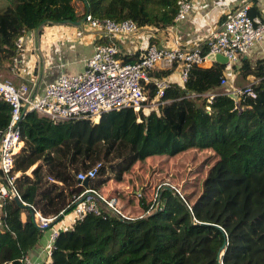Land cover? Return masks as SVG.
<instances>
[{"label": "trees", "instance_id": "16d2710c", "mask_svg": "<svg viewBox=\"0 0 264 264\" xmlns=\"http://www.w3.org/2000/svg\"><path fill=\"white\" fill-rule=\"evenodd\" d=\"M85 1L87 6L83 0H0V69L11 70L22 54L18 39L36 29L40 36L46 27L77 23L89 11L95 18L130 19L139 28L163 31L174 25L180 0ZM248 3L249 17H262L258 0ZM240 62L233 71L250 81L253 96L234 100L221 92V79L229 80L226 65L213 63L192 66L181 86L171 83L158 115L124 109L95 124L24 113L23 145L14 156L22 201L60 222L62 212H72V198L93 189L118 212L97 199L98 214L87 213L58 232L49 264H264V59L254 67L246 59ZM176 66L153 75L167 78ZM148 89L152 101L155 91ZM10 113L0 98V131ZM179 157L206 167L195 199L174 188L171 179L163 182L169 189L153 190L150 197L148 186L132 181L125 186L134 169L144 175L146 163L165 167ZM97 165L95 177L80 184L77 175ZM2 213L0 264H20L40 246L44 231L31 210L14 200L5 201Z\"/></svg>", "mask_w": 264, "mask_h": 264}, {"label": "built area", "instance_id": "2783aa9c", "mask_svg": "<svg viewBox=\"0 0 264 264\" xmlns=\"http://www.w3.org/2000/svg\"><path fill=\"white\" fill-rule=\"evenodd\" d=\"M178 6L174 23L186 19L194 9L192 0H180ZM249 6L248 1H245L235 10L223 15L220 28L208 33L199 45L186 47L175 41L173 49L163 50L150 44L135 61L129 62L123 60L122 51L114 39L135 37L142 28L130 19L115 21L95 18L88 12L82 26L76 28V36L93 33L99 35L102 42L94 45L93 55L85 61L82 73L59 76L46 85L41 95L35 91V83L31 88L25 84L16 88L12 82L0 76V98L11 108L9 124L5 131H0V224L5 201L15 198L31 210L38 229L51 230L50 241L60 231L54 226L67 216L72 215L74 223L87 213L98 214L95 198L103 201L117 214L112 204L104 201L93 189H85L74 196L69 204L72 212L67 216L62 212L63 219L60 222H57V217H43L33 206L22 201L15 187L19 173L14 172V156L23 145L19 123L24 113L33 111L54 122L87 120L95 124L102 115L124 109H132L135 113L141 111L145 116L151 112L158 115L159 109L164 105L161 98L171 83L166 78L154 76L156 71L170 70L176 64L179 83L183 84L192 66H211L213 63L208 56L213 54L227 58L225 75L233 76V69L239 64L241 57L264 38V17H249ZM23 43L24 37H20L16 46L22 49ZM201 46L207 48L206 53H202ZM16 60L17 58L14 63ZM227 84V78H222L220 86L225 88ZM148 87L155 91L152 101H149ZM228 94L236 99L242 95H254L250 85ZM99 166L87 173H79L76 177L79 183L94 178ZM49 181L54 182L50 178ZM51 247L52 245L46 249L47 255H50ZM18 262L35 264L28 255L22 256Z\"/></svg>", "mask_w": 264, "mask_h": 264}, {"label": "crops", "instance_id": "0c3cea01", "mask_svg": "<svg viewBox=\"0 0 264 264\" xmlns=\"http://www.w3.org/2000/svg\"><path fill=\"white\" fill-rule=\"evenodd\" d=\"M245 1L248 0H192L194 9L186 19L174 23L163 31L142 28L135 37H118L114 42L121 49L123 56L136 55V58L150 46L151 38L155 41L152 45L163 50L173 49L175 41L182 46L193 47L201 44L208 33L220 28L223 15L235 10ZM257 6L260 16L264 17V0H258ZM76 28L70 25L46 27L38 38L37 48L34 46V33L26 34L22 54L11 67L10 78L13 82H20L17 87L22 85V81H27L31 87L35 83V91L41 95L46 85L57 80L59 76L82 73L85 61L93 55L94 45L101 43L102 39L99 40V35L93 33L77 37ZM242 58L248 60L250 64L264 59V38ZM231 78H236L235 72L229 77L228 84L232 82ZM166 79L170 83L183 85L179 83L176 71ZM72 219L73 216L69 215L54 228L69 229L73 225ZM50 236L51 230H45L40 246L27 254L35 264H49L46 249L52 245Z\"/></svg>", "mask_w": 264, "mask_h": 264}, {"label": "rangeland", "instance_id": "374dc122", "mask_svg": "<svg viewBox=\"0 0 264 264\" xmlns=\"http://www.w3.org/2000/svg\"><path fill=\"white\" fill-rule=\"evenodd\" d=\"M251 66L254 67L255 62H251ZM35 70L38 71V69ZM11 74L12 72L10 69H0V76L6 80H9L10 82L12 81V83L17 86L20 82H13V80L10 78ZM231 79H233L232 82H229L228 86H226L225 88L220 89L221 92L227 94L230 92L232 93L235 90L243 89L250 84V81L244 79L240 73L236 74V78ZM233 99L237 100L236 98ZM89 134L90 131L87 132V136H85V139L89 137ZM209 161L210 160L205 161V163L208 164V167ZM144 167L146 169L143 170V172L145 171L144 175L137 168L133 170L134 175L131 173V175L128 177L127 183L125 184L126 187H129L131 181L135 184L137 183L145 187L148 186L151 188L150 191H148V197H150L151 194L154 191H157L158 188L165 187V184H163V182L166 181V179H171L174 188H176L180 192L182 191L184 195L192 197V200L196 198V195L200 190V184L204 177V170L206 169L205 166L191 164L189 160L180 157L177 159V161H173L170 165L165 167L161 166L159 162L146 163ZM97 199L98 198H95L96 201ZM97 207L99 208V204H97Z\"/></svg>", "mask_w": 264, "mask_h": 264}, {"label": "water", "instance_id": "95a60500", "mask_svg": "<svg viewBox=\"0 0 264 264\" xmlns=\"http://www.w3.org/2000/svg\"><path fill=\"white\" fill-rule=\"evenodd\" d=\"M83 2L85 3V5L87 6V2L85 1V0H83ZM88 12L89 11H87V13H86V15L88 14ZM84 21H85V17L81 20V21H79V22H77V23H70L69 21H64L61 25H70V26H74V27H80V26H82V24L84 23ZM38 38H39V36H38V29H36L35 31H34V46H35V48H37L38 47ZM208 59L212 62V63H218V64H221V65H226L227 64V62H228V60H227V58H225V57H223V56H221V55H213V54H211V55H209L208 56ZM86 183H87V180H85L84 182H83V184L84 185H86ZM165 189H169V188H167V187H165ZM15 200V202H16V204L20 207V208H26L27 206H25L24 204H22L17 198H15L14 199ZM32 216H33V214H32ZM220 229V228H219ZM40 231H45V230H41V229H39Z\"/></svg>", "mask_w": 264, "mask_h": 264}, {"label": "clouds", "instance_id": "9594fccd", "mask_svg": "<svg viewBox=\"0 0 264 264\" xmlns=\"http://www.w3.org/2000/svg\"><path fill=\"white\" fill-rule=\"evenodd\" d=\"M86 16V15H85ZM81 27V26H80Z\"/></svg>", "mask_w": 264, "mask_h": 264}]
</instances>
